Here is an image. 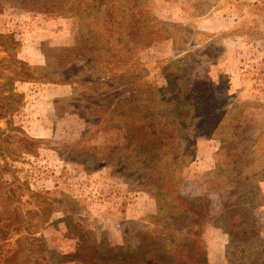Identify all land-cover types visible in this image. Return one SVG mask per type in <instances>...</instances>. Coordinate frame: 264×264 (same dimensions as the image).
Segmentation results:
<instances>
[{"label":"rangeland","instance_id":"374dc122","mask_svg":"<svg viewBox=\"0 0 264 264\" xmlns=\"http://www.w3.org/2000/svg\"><path fill=\"white\" fill-rule=\"evenodd\" d=\"M147 9L175 27L171 39L152 41L140 51L136 75L141 82L166 87L168 67L180 61L191 77L213 84L222 107L254 103L245 114L264 127V106H255L264 105V0H149ZM84 24L70 15L16 8L0 14V32L15 35L19 60L34 67L41 79L49 75L72 83V95L64 98L56 87L62 83H18L17 91L25 95L23 105L14 117L0 121V132L10 129V121L39 141L37 154L12 163L14 172L5 181L14 206L30 212L28 232L46 243L41 264H107L110 250L134 251L144 233L154 237L159 219L151 180L154 159L125 149V130H104L108 112L100 113L92 104L103 107L106 97H93L91 87L83 83L95 74H86L84 62L77 58L67 59L65 50L82 40ZM67 60L74 62L64 70ZM0 61L10 63L1 47ZM111 85L116 89L111 94L129 97L123 88ZM253 139L258 149L264 148V131ZM221 146L214 138L198 137L193 161L178 169L174 191L212 202L210 220L202 229L210 264H219L220 256L222 264L234 262L242 246L231 243L223 226L226 206H236L243 193L235 183L225 184L227 172L213 173ZM259 187L264 198V182ZM7 210L0 207V213ZM254 214L264 242V200Z\"/></svg>","mask_w":264,"mask_h":264},{"label":"trees","instance_id":"16d2710c","mask_svg":"<svg viewBox=\"0 0 264 264\" xmlns=\"http://www.w3.org/2000/svg\"><path fill=\"white\" fill-rule=\"evenodd\" d=\"M148 1L0 0V14L16 8L70 15L85 23L82 40L76 47L65 50L69 53L67 59L77 58L78 63L84 62L86 74H95L91 81L83 83L91 87L93 97H106L102 102L106 110L92 104L98 112H108L104 130H125L128 138L125 149L154 159L151 180L156 186L159 206L154 237L144 233L136 250L112 249L104 262L210 264L202 244V229L210 220L212 202L174 193L180 181L178 169L193 161L196 139L210 137L222 145L213 173L227 172L225 184L235 183L243 193L236 206L229 210L226 206L222 215L231 243L242 245L230 264H264V242L254 214L264 200L259 187L264 182V148L258 149L253 139L255 133L264 131L263 123L245 114V109L254 103L232 109L222 107L213 84L191 77L180 61L168 67L171 71L166 87L141 82L136 75L140 51L152 41L171 39L170 29L175 27L153 16L147 9ZM17 45L14 34L0 32V47L10 58L9 64L0 61V121L14 117L23 105L25 95L17 91L18 83L72 85L68 79L37 77L34 67L18 59ZM73 62L67 60L64 70ZM94 77L98 80L93 81ZM99 80L105 82L100 85ZM111 84L123 88L129 97L120 99L117 98L122 97L120 93L111 94L116 90ZM144 98L150 103L145 104ZM8 123L10 129L0 132V207L9 209L0 213V264H41L47 255L46 243L28 232L30 212L14 206L11 191L6 189L10 183L5 181L6 175L14 172L12 163L37 154L39 141L27 136L21 127ZM174 156L175 163L170 165ZM174 183L176 188L172 187ZM23 232L27 234L22 235Z\"/></svg>","mask_w":264,"mask_h":264},{"label":"crops","instance_id":"0c3cea01","mask_svg":"<svg viewBox=\"0 0 264 264\" xmlns=\"http://www.w3.org/2000/svg\"><path fill=\"white\" fill-rule=\"evenodd\" d=\"M58 87V90H63V95H61L63 98L64 97H69L70 95H72V87H70L69 85H59V86H56ZM220 234H218V237H221L219 236ZM224 238V237H223ZM222 241H224V239H222ZM224 243V242H223ZM225 250H223V253L221 252V254H223V259H225ZM219 264H222L221 263V256L219 257Z\"/></svg>","mask_w":264,"mask_h":264}]
</instances>
